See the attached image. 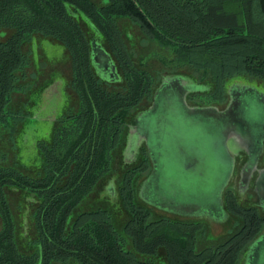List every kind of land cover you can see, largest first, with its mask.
I'll use <instances>...</instances> for the list:
<instances>
[{"label": "trees", "instance_id": "16d2710c", "mask_svg": "<svg viewBox=\"0 0 264 264\" xmlns=\"http://www.w3.org/2000/svg\"><path fill=\"white\" fill-rule=\"evenodd\" d=\"M125 20L171 52L170 63L164 62L170 74L186 69L206 85L205 91L189 96L200 107L226 104L229 82L236 77L264 81V0H108L105 5L96 0H0V30H13L8 40H0V126L27 118L10 105L31 64L24 45L35 34L66 47L69 88L77 99V108L56 122L52 141L40 144V174L0 167V264H156L161 249L167 264H241L261 235L264 214L232 189L225 194V209L233 226L221 238L210 236L204 221L156 216L139 197L141 180L152 168L145 153L138 164L124 168L119 182L129 213L122 232L103 207L69 222L99 183L125 164L127 123L153 106L162 83L160 73L129 48L121 27ZM88 26L103 36L121 85L98 75ZM13 188L39 199L35 219L41 248L32 254L18 247L8 195ZM205 239L211 244L199 250Z\"/></svg>", "mask_w": 264, "mask_h": 264}, {"label": "rangeland", "instance_id": "374dc122", "mask_svg": "<svg viewBox=\"0 0 264 264\" xmlns=\"http://www.w3.org/2000/svg\"><path fill=\"white\" fill-rule=\"evenodd\" d=\"M125 25H129L127 36L136 51L146 56L154 52L161 55V58L154 57L149 62L154 70L162 72L163 82L155 106L137 115L127 128L128 159L134 160L139 148L144 145L148 146L152 154L153 173L141 180L139 197L146 206L153 209L156 216L204 221L210 226V236H226L233 226L232 221H226L222 209L223 193L227 185L238 190L243 202L250 192L254 195L252 203L263 201L264 205V191L257 195V176L250 184L252 173L245 175L249 173L251 164L246 167L245 173H232L235 155L240 167L249 160V148L255 156V163L263 152L264 81L243 76L231 80L230 102H235L229 110L226 109L231 106L230 103L204 109L195 108L187 98L190 94L205 91L206 85L197 82L191 71L186 69L170 74V68L163 62L170 63L171 52L148 43L132 24L127 22ZM88 29L95 41L96 55L103 56L101 62L104 63V59L106 63L97 62L96 67L103 69L104 65L106 74L112 73V60L105 56L101 38L89 26ZM40 52L47 58L44 55L40 57ZM35 54L37 62L28 70V78L23 80L26 85L31 83L36 86H33L31 94L35 105L29 108L31 113L19 136L20 157L17 151H13L10 134L0 132V158L5 153L11 163L18 160L26 166L35 165L39 142L51 138L55 121L65 113L68 103H75L74 96L68 102L67 77L70 78L71 69L65 47L46 39L36 43ZM47 59L60 63L58 68L61 71H51L54 64ZM37 71L43 73L38 75ZM50 72L54 80L45 87ZM17 98L19 102L25 101V95L18 94ZM259 141L261 145L257 148ZM243 147L248 153L245 156L239 154L241 151L237 152ZM260 171H264L263 154L260 157ZM263 181L261 185L264 190ZM13 202L24 205L25 200L21 193H15ZM113 210L122 223L124 212L121 209ZM202 244L206 246L211 242L205 239ZM163 260L161 255L159 264H163ZM241 264H250L249 256L243 258ZM259 264H264V247Z\"/></svg>", "mask_w": 264, "mask_h": 264}, {"label": "flooded vegetation", "instance_id": "af4514ba", "mask_svg": "<svg viewBox=\"0 0 264 264\" xmlns=\"http://www.w3.org/2000/svg\"><path fill=\"white\" fill-rule=\"evenodd\" d=\"M96 2L99 5H105L106 3H108V0H96ZM79 17L81 18L82 21H84V22L87 21V20H85V16L83 17V15H82V16H79ZM127 22L132 24L133 26H135L138 29V31L142 34L143 38L148 41V43L153 44V45H156V44L149 42V40L142 33L140 28L136 24H134L133 22H131L129 20H125V21L121 22L122 31L124 33V36H125L126 40H127V44L129 46V48H131L132 51L134 52L135 57H137L138 60L143 62L145 64V66H147V68H150L152 71L159 72L160 76H161V79H162V72L159 71V70H154L151 67L150 63H149L151 58H154V57H158V58L160 57L161 58V55L159 53H155L154 52L153 54H151L149 56H146V55H143V54L139 53L138 51H136V49H134L132 47V45L130 44V40H129V37H128L129 36L128 35L129 29L127 28V27H129V25H125ZM12 34H13V30H11V29H1L0 30V40L1 41H6L12 36ZM96 34H97V36H99L101 38L102 45L104 46L103 49H104L105 54H106L105 56H107L109 59L112 60V63L110 62V65L112 66V73L106 74V72H105L106 67L104 65H102L103 69H100V68L96 67L97 66V62H101V60H102L101 58H103V56H100L98 54L96 55V53H95V51H96L95 41L93 40V60H94L95 69H96L98 75L100 77H102L103 79H105L106 81H108L111 85L119 86V85L122 84V79H121V76H120V74H119V72L117 70V66H116L115 62L113 61V59L111 58V56L108 54V52L106 50V45H105L103 36L100 34V32H97ZM39 38H41L40 41H39ZM46 39H51V42L54 41V42L59 43L58 41H56L53 38L42 36V35H39V34H35L33 36L32 41L29 42V43H26L24 45L25 51H27L30 54L31 64H30L29 68L26 71V77L20 79V81H19V86H21V89L16 91L13 94V100H12V103L10 105V109L12 111H14V112H23L24 114L27 115L26 116L27 118L29 117V115L31 113V112L28 111L29 108H32L35 105V101L32 100L31 94L33 92V89H32L33 86H36V85L35 84H31V83H30V85H26V84H24L23 80L24 79L26 80V78H28V70L30 68H32L33 64H35L37 62V60L35 58V55H36L35 54L36 43H41L42 40H46ZM59 44H61V43H59ZM61 45H63V44H61ZM65 49H66V47H65ZM66 54H67V60L69 61V64H70V56H69V53H68L67 49H66ZM41 55L45 56V54L43 52H40V57H41ZM49 62H51V61H49ZM103 62L104 63H102V62L101 63L102 64H106L104 59H103ZM51 63L54 64L50 68L51 71L56 70V69L60 70L58 68V64H60V63H55V62H51ZM37 73H38V75H39V73L41 75V73H43V72L37 71ZM70 73H71V71H70ZM51 75H52V73L50 72V74H49V76L47 78V81H45V87L53 82L54 79H53V76H51ZM37 78H38V76L36 77V79ZM67 79H68V81H67L68 102L69 101L71 102V100H69V98L73 97L74 95L70 91V88H69V81H70L69 79L70 78L67 77ZM162 82H163V80H162ZM161 86H162V83H161L160 87ZM160 87H159V90H160ZM159 90L156 93V97H157V94H158ZM18 94L25 95V101L19 102V100L17 98ZM189 96H188L187 100H188L189 103H192L189 100ZM73 98L75 99V97H73ZM194 99L197 100L198 98H194ZM74 102L75 103L73 105H71V103L70 104L68 103V106H67V109H66L65 113L61 117L66 115L70 111L71 108H73V109L77 108V103H76L77 99ZM61 117H59L55 121L54 129H55V126H56V122ZM27 118H26V120H27ZM133 119H131V120H133ZM25 121L23 123H19V124H16V125L15 124L14 125H10L8 128L0 126V132L5 131L8 134H10V138H11V141H12V144H13V151H15V152L17 151L18 152L17 153L18 157H20V155H19V152H20L19 136L23 132L22 130L24 129ZM128 125H129V122L127 123V128H128ZM21 126H23L22 129L20 128ZM54 129H53V133H54ZM53 133H52L51 138L49 140L39 142L38 158H37V161H36L35 165L26 166V165L22 164L21 162H19L18 160H15V162L11 163L10 159L6 156V154L2 153L1 154V158H0V162L2 161V163H0V167L13 166V167L18 168L19 170H21L22 172H24L26 174H29L31 176H37L38 174H40V172L43 169V158H42V155H41V152H40V144L41 143H47V144L50 143L52 141V138H53ZM259 144L261 145V141L258 142L257 148L259 147ZM128 146H129V141H128V137H127L126 147H125V150L123 152V160H124L125 164L124 163L121 164L119 166V170H116L115 172H113L114 174H111L110 176L106 177L104 180H102L99 183V185L97 186L95 191L84 202L79 204V206L72 212V214L69 217V222H72L76 218V216H78L79 214H81L83 212L92 211V210L98 209L99 207H103V208H107V209H109L111 211V214H112V217H113V222H114V225H115L116 229L118 231L122 232L123 227H124L125 223L127 222L128 218H129V213L125 209L124 204H123V202H122V200L120 198L119 188H118L119 187V182L121 180L122 173H124V168L125 167H130V166L132 167V166H135L136 164H138L141 161V159H142V154L144 155V153H145V155H147V158H148V160L150 162V167H152L151 170H148L146 172V173H149L147 176H149L150 173H153L152 154L150 153V150H149L148 146L144 145V146L139 148L138 154L136 155V157L134 159L135 161L134 160L130 161L128 159L127 155H126L127 151H128ZM262 154L264 156V142H263V152L258 156V159H257L258 162H260V157H261ZM257 155H258V153H257ZM257 173H264V171H260L259 172V170H257ZM233 191L235 192V190H233ZM15 193H21L22 194V196H23V198L25 200L24 205H21L20 203L19 204L18 203L15 204L13 202ZM235 194L238 195L237 197H239L241 199V201H242V198H241L242 195H240L239 193L237 194L236 192H235ZM8 195H9L10 204H11V207L13 209V212H14V215H15V218H16V222H17V224H16V227H17L16 237H17L18 247H19L21 252L32 254L35 251H37L39 248H41V245L37 243V241H38V232H37V229H36V219H35L36 208L39 206V199H38V197L36 195L28 193V192H25V191H23L21 189H17V188L9 189L8 190ZM253 196H252V193L248 192L247 195H246V198H245L246 200L244 199V201H245L244 203L248 204L250 206L253 205V207H254V205H256L257 209L260 211V209H263L262 205H259V204L257 205L255 203L253 204L251 202ZM251 203H252V205H251ZM113 209H121V211L124 212L125 218L122 221V223L119 222L118 219L120 217L116 214V212ZM263 212H264V209H263ZM208 226H209V224H208ZM209 229H210V226H209ZM1 230H2V219H1V215H0V231ZM204 247L205 246H203V244H200L198 249L200 250V249H203ZM129 248L132 249L131 245L129 246ZM161 255L164 257V260H163L162 263L163 264H167L166 263V257H165V251L162 250V249L159 251L158 256L155 258L156 264L161 263V262H159V259H160ZM139 257L141 259L145 258L144 256H139ZM37 264H40V263H37Z\"/></svg>", "mask_w": 264, "mask_h": 264}, {"label": "water", "instance_id": "95a60500", "mask_svg": "<svg viewBox=\"0 0 264 264\" xmlns=\"http://www.w3.org/2000/svg\"><path fill=\"white\" fill-rule=\"evenodd\" d=\"M161 88V87H160ZM159 90V89H158ZM258 96V95H257ZM259 97V96H258ZM157 99H158V94H157V97H156V99H155V103H156V101H157ZM233 101V100H232ZM230 102V95H229V101L226 103V104H224V105H227V104H229V105H231V106H229L226 110H229L231 107H232V105L234 104V102ZM164 102V101H163ZM163 102H162V105H163ZM155 103L153 104V106H155ZM191 105L192 106H194L195 108H209V107H200L198 104H195V103H191ZM224 105H222V106H224ZM152 106V107H153ZM151 107V108H152ZM163 107V106H162ZM215 107H217V106H215ZM151 108H149V109H151ZM149 109H147V110H145V111H143V112H140L141 114L142 113H144V112H146V111H148ZM140 113H138V115L140 114ZM246 147H250V146H246ZM245 147V148H246ZM239 151H241V153H239V154H241V155H246V151L244 150V147L243 148H241V149H239L237 152H239ZM250 153H249V155L248 156H250L249 157V160L247 159V161H245V163H244V165H242V166H240V167H238V165H237V160H236V157H237V155H235V161H234V165H233V171H232V173H242V171H243V173H245V170H246V167L248 166V165H250L251 164V168H250V171H249V173H245V175L247 176L248 174H250V173H252V176H251V179H250V184H252V180H253V178H255L256 176H257V187H258V191H257V195L259 196V192L261 193V192H263L264 190H263V188H262V185H261V183H262V181H263V179H264V175L262 176V174H257V170H259L260 169V162H258L257 163V161H256V163H255V161H254V157L255 156H253L252 154H251V150H250V148H249V150H248ZM238 154V155H239ZM248 154V153H247ZM252 155V156H251ZM253 157V158H252ZM252 162V163H251ZM263 183H264V181H263ZM228 189H232V190H235V192L238 194L239 192H238V190H236V189H233L232 187H230V185H227V187H226V190L224 191V193H223V199H222V209H223V212H224V215H225V218H227L226 219V221H229L230 219V216H229V214L226 212V209H225V194H226V192H227V190ZM238 196V195H237ZM240 199V198H239ZM241 200V199H240ZM262 202V203H261ZM255 203V202H254ZM253 203V204H254ZM255 204H259V205H262V206H264L263 205V201H258L257 203H255ZM251 205H252V203H251ZM253 206V205H252ZM254 207H256L257 208V206L256 205H254ZM260 211L264 214V212H263V209H260ZM172 218V217H171ZM181 220V219H180ZM190 221H197V220H190ZM199 221V220H198ZM263 247H264V229H263V231H262V233H261V235L255 240V242L249 247V249L246 251V253L244 254V256H243V258H245V257H248L249 256V258H250V264H259V262H260V259H261V255H262V249H263ZM243 260V259H242ZM241 263H242V261H241Z\"/></svg>", "mask_w": 264, "mask_h": 264}, {"label": "crops", "instance_id": "0c3cea01", "mask_svg": "<svg viewBox=\"0 0 264 264\" xmlns=\"http://www.w3.org/2000/svg\"><path fill=\"white\" fill-rule=\"evenodd\" d=\"M248 173V172H247Z\"/></svg>", "mask_w": 264, "mask_h": 264}]
</instances>
